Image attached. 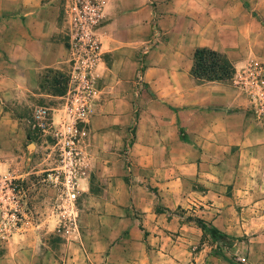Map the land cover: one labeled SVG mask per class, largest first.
I'll list each match as a JSON object with an SVG mask.
<instances>
[{
	"label": "crops",
	"instance_id": "obj_1",
	"mask_svg": "<svg viewBox=\"0 0 264 264\" xmlns=\"http://www.w3.org/2000/svg\"><path fill=\"white\" fill-rule=\"evenodd\" d=\"M105 1L88 164L79 184L109 200L88 213L118 226L109 233L127 234L84 242L85 258L72 261L133 264V247L145 255V232L148 244H167V231L186 228L181 209H194L226 233L264 229V121L231 84L197 83L191 75L203 36L195 24L219 21L210 14L216 4ZM64 3L0 0V147L9 156L1 169L12 167L16 149L31 141L25 119L32 109L61 97L56 91L69 71Z\"/></svg>",
	"mask_w": 264,
	"mask_h": 264
},
{
	"label": "rangeland",
	"instance_id": "obj_2",
	"mask_svg": "<svg viewBox=\"0 0 264 264\" xmlns=\"http://www.w3.org/2000/svg\"><path fill=\"white\" fill-rule=\"evenodd\" d=\"M69 1L64 0L65 17ZM206 2L216 4L210 14L219 21L195 24L199 31L202 29L203 35L195 44L197 48H207L223 55L230 65L227 77L212 82L233 86L238 74H250L254 72L253 68L258 69V78L264 80V26L260 23L264 21V0ZM227 17V23L221 20H227ZM186 26L188 36L189 24ZM192 27L195 31L194 25ZM67 40L69 48L68 35ZM191 45L187 38L186 49L189 50ZM218 50L229 52V56ZM192 77L197 83L208 81L206 78L199 80ZM66 86L65 83L56 93L62 97ZM60 105L59 98L54 104H39L32 109L31 115L25 119L32 135L31 141L27 142L30 144L29 151L25 148L27 143H22V147L20 144L15 152L17 159L12 161L13 166L10 162L12 167L9 169L0 168V264H79L72 259L85 258L89 247L85 249L84 242L89 243L105 234L119 240L127 234L109 233L108 228L116 232L118 226L110 223V220L102 224L101 216L88 213L90 209L105 207L109 200L89 196L82 181L79 184V196L70 208L60 192L47 180L48 174L57 167L58 159L50 135L36 126L34 112L39 108L54 110ZM23 155L29 160L21 162ZM8 158L4 145L0 147V162ZM85 163L88 164L86 150ZM179 214L186 228L167 231L166 237L169 239L163 237L167 244L162 240L154 245L148 244L150 240L146 236L150 233L145 232V255L139 254V250L143 249L133 247V264H264V229H250L244 233L219 230L235 241L231 247L222 246L216 255V244L197 225V220L201 219L196 211L181 209ZM101 224L106 226V231H99ZM179 240L182 245L177 247Z\"/></svg>",
	"mask_w": 264,
	"mask_h": 264
},
{
	"label": "built area",
	"instance_id": "obj_3",
	"mask_svg": "<svg viewBox=\"0 0 264 264\" xmlns=\"http://www.w3.org/2000/svg\"><path fill=\"white\" fill-rule=\"evenodd\" d=\"M105 5V0L68 2L69 71L65 93L57 109L39 108L34 112L36 126L50 135L58 159L47 180L70 208L79 196V181L87 169L85 150L97 93L94 71L100 60L97 32L103 23ZM257 70L238 74L233 86L245 97L253 115L264 121V80L258 78Z\"/></svg>",
	"mask_w": 264,
	"mask_h": 264
},
{
	"label": "trees",
	"instance_id": "obj_4",
	"mask_svg": "<svg viewBox=\"0 0 264 264\" xmlns=\"http://www.w3.org/2000/svg\"><path fill=\"white\" fill-rule=\"evenodd\" d=\"M264 26V21H260ZM230 65L227 59L210 49L196 48L193 54V67L191 69V75L197 77L199 80L206 78L207 82L219 81L229 75ZM203 83V82H201ZM197 225L203 233L207 234L212 242L216 244L217 251L214 253L217 255L222 246L231 247L235 239L227 234L221 233L213 226H209L197 220Z\"/></svg>",
	"mask_w": 264,
	"mask_h": 264
}]
</instances>
